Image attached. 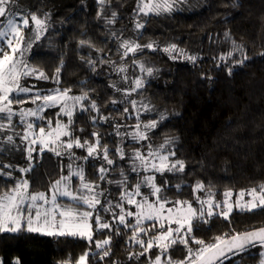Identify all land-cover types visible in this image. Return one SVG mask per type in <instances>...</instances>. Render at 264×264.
Masks as SVG:
<instances>
[{"label": "trees", "instance_id": "1", "mask_svg": "<svg viewBox=\"0 0 264 264\" xmlns=\"http://www.w3.org/2000/svg\"><path fill=\"white\" fill-rule=\"evenodd\" d=\"M163 2L105 0L101 5L96 0H17L30 13L48 17L45 34L32 47L30 65L49 79L61 68L59 89L88 95V100L82 103L86 110L77 111L71 126L73 136L82 142L100 141V155L95 159L89 157L85 161L87 152L74 148L81 158L77 161L83 164L85 180L99 184V168L106 167L111 171L101 182L112 184V192L119 196L123 189L117 182L125 179V187L133 191L138 179L150 173L130 175L128 160L120 159L117 147L123 151L131 147L144 153L149 144L158 148L170 139L173 143L169 150L175 151L172 159L184 161L185 170L155 174L156 183L168 200H187L194 205L192 189L197 182L205 185L197 194L206 198L211 191L216 202L223 201L225 192L237 196L242 190H259L264 185V0H186L176 6L177 10L159 15L155 11L139 12L144 5ZM113 13L115 22L109 24L107 20L113 18ZM137 24L142 27L137 28ZM125 40L138 44L139 50L123 57L120 49ZM149 44L153 45L151 49L147 47ZM172 45L183 50L185 57L195 56V62L191 64L166 53L164 49ZM228 53H232L234 62L245 56L247 60L243 65H231V59L221 60ZM93 58L98 61L90 66ZM119 68H126L127 76H122L125 74L118 72ZM148 68L152 69L151 75L146 72ZM139 73L143 86L136 89ZM132 101L136 102L135 107ZM92 102L98 110L91 109ZM53 112L46 115L52 121ZM138 116L141 124L155 119L157 127L148 132L149 139L130 143L132 139L124 140L125 133L136 130ZM229 122L232 128L226 130L225 124ZM93 133H98V137ZM105 147L114 161L111 166H106L103 159ZM33 157L32 171L25 175L30 181L29 191L46 192L62 176L65 161L49 151L42 155L34 152ZM2 161L10 162L3 158ZM15 163L29 166L28 160L19 159ZM14 183L0 177V195ZM130 207L134 208L132 212L136 211L134 206ZM205 219L206 223L193 220L194 231L186 237L188 247L179 242L171 245L162 256L164 264L169 259L172 264H188L189 248L200 247L192 243L193 236L214 243L216 237L224 234L264 227V208L234 209L228 220L218 214ZM128 223L135 224V219L129 218ZM152 224L144 221L145 227ZM159 231L157 225L148 236L141 234V239L147 242L149 236ZM131 236V228L118 223H114L111 231L97 232L95 222L91 243L77 236L48 237L25 231L0 233V259L2 264H16L17 260L20 264H77L79 256L87 252V264H150V259L154 264L160 248L154 246L140 256L143 249L135 242L130 243ZM108 237L111 243L105 250L110 254L101 259L102 251L97 250L96 242ZM259 252L258 246L248 247L239 256L225 259L223 264H259Z\"/></svg>", "mask_w": 264, "mask_h": 264}, {"label": "snow or ice", "instance_id": "2", "mask_svg": "<svg viewBox=\"0 0 264 264\" xmlns=\"http://www.w3.org/2000/svg\"><path fill=\"white\" fill-rule=\"evenodd\" d=\"M186 0H164L163 3H155L152 5H144L139 8L140 12L155 11L157 15L161 12H170L175 9L178 4L185 3ZM17 0H0V114H6L7 127L13 128L12 120L14 116L19 117L20 123L24 126L23 135L15 133L7 136V142L12 144L15 136L19 135V139L26 144L25 151L27 152V159L29 166L26 168H16L13 171H19L22 174H27L32 171V162L34 160L33 153L37 152L43 154L45 151L54 153L57 157L67 155L70 163L67 165L68 175L61 176L50 186L51 196L45 192L31 193L30 181L27 178L18 179L14 185L0 195V233H19L26 231L28 233H36L41 236L48 237H64V236H78L82 239H87L90 243L93 240V225L90 223L95 214V231L99 232L104 229L112 230V225L105 222L99 213V208H103L104 213H110L113 217V222L124 228H131L132 236L130 243L135 242L143 251L139 253L143 256L148 253L154 246L160 248V254L155 257L154 264H164L162 256L169 250L171 245L177 242L182 243L188 247L189 234L193 233V220L200 219L207 222V218H211L219 214L223 219L228 220L232 211L238 209L240 211H252L256 208H264V185L258 189H251L247 193L243 190L233 204L231 197L232 192L224 193V200L222 203L214 201V194L209 191L207 197L202 199L197 193L204 190L205 185L202 182H197L192 189L195 195L196 202L199 204V209L193 207L187 200L170 201L163 195V189L156 183L155 173L163 175L165 172H184L185 163L182 160L172 158L175 156V151L169 150L172 145V140H165V142L158 148L148 145L146 155L139 149L135 150L130 157L131 171L136 173L139 177L141 172L152 173L144 175L135 185L133 191H128L125 187V181H118V186L121 191L120 202H107L104 207L101 204V197L104 195L103 191H97L99 185L86 182L84 177V169L80 166L74 167L76 160L81 159L77 157L72 151L74 148H83L87 152V156L83 157L86 161L89 157L98 158V149L101 147L99 139L95 144L89 143L88 140L81 141V138L74 137L71 126L73 124L74 109L80 106L81 112L85 107L82 102L88 100V95L85 92L80 96H70V89H54L49 93L41 94L35 85L27 86L22 83L25 77H35L37 80H48L49 77L43 71H38L29 66L28 62L23 58V53L27 48L33 47V41H39L41 36L47 30L48 17L39 18L36 14H25L22 11H16ZM103 5L105 0H99ZM239 6V5H236ZM147 14V12H145ZM30 15L31 24L35 26L33 39H29L25 34V29L30 27L28 16ZM101 14H98V16ZM115 22V13L113 18L107 20L111 24ZM142 25L137 24V28ZM228 33H225L227 36ZM115 38V34H114ZM83 43V41H82ZM121 47L124 49V56L128 53H135L140 46L133 42L125 40ZM149 49L153 45H147ZM166 52L179 51L175 45L171 48L164 49ZM232 53H228L231 58ZM186 59L195 62V56H187ZM224 57H221L223 60ZM247 60V56L243 59L235 61L234 64L243 65ZM89 65L93 66L94 62L89 61ZM143 67V66H141ZM118 72H123L125 69L119 68ZM148 75L152 74V69H146ZM55 83H60L61 68L56 69ZM229 75H232V68L228 69ZM143 86L141 79L135 80V87L139 89ZM119 91V89H117ZM23 94V95H22ZM32 94V95H29ZM16 97H20L17 99ZM36 105L35 108H21L19 112H14L13 104H24L28 100ZM40 103H37V102ZM114 103L116 101H113ZM135 101H132L135 107ZM58 107L59 111L55 113L57 119L53 127V121L47 119L44 113L47 109ZM92 110H98L95 102L91 103ZM147 110V106H144ZM128 110L125 109V112ZM60 117H67V122H63ZM35 118L47 122V126L35 125L31 119ZM4 119V116H0ZM108 119L107 117L103 118ZM161 119H164L161 116ZM136 131L131 135V139L139 143L149 139L148 132L157 127V121L153 119L151 122L141 124L139 116ZM96 118L93 117L95 123ZM119 125H117V134H119ZM38 128V132L34 129ZM232 128L231 122L225 124V129ZM5 130V125L0 124V131ZM98 137V133H93ZM62 137H69L63 140ZM0 139H3L0 137ZM37 146L38 149H37ZM116 154L120 159L125 158L123 148L117 147ZM103 159L109 166L113 165V159L109 158V150L107 147L103 151ZM4 169H11L12 166L5 164ZM108 169L100 167L99 179L101 181L106 179V172ZM123 175V172H122ZM0 177L12 179V171L7 173L0 172ZM73 177H79L81 187L74 190L72 186ZM167 183V182H166ZM147 187L149 193L146 195L141 192V187ZM245 195L251 197L245 200ZM58 197L66 198L61 201ZM140 197V199H137ZM153 197L154 199H150ZM134 206L135 212L128 211L124 204ZM167 205H172L167 207ZM99 206V207H98ZM119 208V213L114 211ZM219 210V213L216 210ZM127 218H134L135 224H129ZM144 221H152L150 228L144 226ZM159 226L160 231L154 235L149 236L147 242L141 239V234L148 236L150 231H155L156 226ZM175 225V227H172ZM119 234V228H117ZM164 243L161 244L160 242ZM111 237L103 241L96 242L98 251H102L101 259L109 256V251L105 250L106 246L110 245ZM192 243L200 245L198 249L189 248L188 257L186 258L188 264H223L225 259L239 256L245 252L248 247H259L262 249L258 253L259 264H264V228L253 229L243 233L224 234L215 238L214 243H205L201 239L192 237ZM146 244V246H145ZM89 253L82 254L77 264H87ZM131 259V257H130ZM16 264H20L17 260ZM150 264H153L150 259ZM167 264H172L171 260Z\"/></svg>", "mask_w": 264, "mask_h": 264}, {"label": "rangeland", "instance_id": "3", "mask_svg": "<svg viewBox=\"0 0 264 264\" xmlns=\"http://www.w3.org/2000/svg\"><path fill=\"white\" fill-rule=\"evenodd\" d=\"M96 2L97 3H99V0H96ZM175 9L177 10V8L175 7ZM15 10L16 11H22V12H24L25 14H28V13H30L29 11H27V9L24 7V6H21L20 4H17L16 3V6H15ZM140 12V11H139ZM145 12H147V14H149V12H151V11H148V9H145ZM145 12H143V13H141L140 12V14H145ZM37 15V14H36ZM38 16V15H37ZM39 18H41V19H43L44 17H42V16H38ZM28 18H29V21H30V27L28 28V29H25V34H26V36L29 38V39H33V36H34V28H35V26L34 25H32L31 24V18H30V15L28 16ZM4 18H0V20H3ZM136 22H138V21H136ZM135 22V23H136ZM134 26L136 27V24H134ZM45 34V32L42 34V36H41V38L43 37V35ZM36 42H38V41H33V46H34V44H36ZM230 46H231V43H230ZM171 48V47H170ZM31 50H32V47L31 48H27L25 51H24V53H23V58L25 59V61H27L28 62V64H29V66L30 67H32V68H34L32 65H30V63H29V57H30V54H31ZM122 52H124L123 51V49H122V47H121V49H120ZM166 53H168L169 55H174V57L176 58V57H179L180 59H182V60H186L187 62H189V63H193V61L192 60H189V59H186V57H185V55H187L183 50H179V51H173V52H166ZM185 54V55H184ZM225 56V55H224ZM123 57H125V56H123ZM232 57V56H231ZM225 59H227V60H229V59H231L230 61H229V64H234L233 62V59L232 58H229L228 56H225L224 57ZM91 61H93L94 62V64L98 61L97 59H95V58H93V60H91ZM124 62V59H121L120 60V63H123ZM127 67H128V65H127ZM123 69H125V71H123V72H121L122 74H125V75H122V76H127L126 75V73L128 72L127 70H126V68H123ZM138 76L140 77V79L142 78V74L141 73H139L138 74ZM56 77V76H55ZM128 80V79H127ZM126 80V81H127ZM22 83H24L25 85H27V86H31V85H35V87H36V89H39L40 90V92H41V94H46V93H49V92H51L52 90H54V89H57V88H59L58 87V84L57 83H55V81H54V79L52 78V79H48V80H37L35 77H25V78H23L22 79ZM23 95V94H22ZM29 95H32V94H29ZM69 95L70 96H80V95H82V94H76V93H72V92H70L69 93ZM17 99H19L20 97H16ZM37 103H40L39 101L37 102ZM82 103H84V101L82 102ZM36 107V105H34V104H32L31 103V100L29 99L26 103H24V104H13L12 105V108H13V111L14 112H19V110L21 109V108H35ZM55 109V110H54ZM52 110H54V112L52 111ZM59 110V108L58 107H54V108H50V109H47L44 113H42L41 115H44L45 117H46V115H47V113L49 112V113H51V112H53L52 114H53V116H52V118L54 119V121H53V127H54V125H55V121H56V119H57V117H56V115H55V113H57V111ZM80 110V106H77L75 109H74V115L77 113V111H79ZM73 115V116H74ZM0 116H4V119H0V124H4L5 125V130H2V131H0V137H2L3 139H0V172H7V171H12V179H10V180H13L14 182H16V180H18V179H24L25 178V174H22V173H20L19 171H13V169H16V168H26V166H23V167H21L20 165L18 166V165H16V163L15 162H17V160H28L27 159V152L25 151V148H26V144H25V142H23V141H21L20 139H19V135H23V132H24V126L20 123V121H19V117L18 116H14L13 117V120H12V125L14 126L13 128H11V129H9L8 127H7V119H6V114H0ZM28 119H31L32 121H33V123L35 124V125H44V126H47V122H46V120L45 121H41V120H39V119H35V118H28ZM47 119H50V120H52L51 119V117L49 116V117H47ZM60 119L64 122V120L65 121H67V117H60ZM66 123V122H65ZM35 131H37L38 132V128H35L34 129ZM136 130H128L126 133H125V139L124 140H127V139H131V135L135 132ZM15 133H18L19 135H17V136H15V139H14V142L12 143V144H9L8 142H7V136H9V135H14ZM62 139L63 140H67V139H69V137H62ZM145 141V140H144ZM128 142H130V143H135V141H133V140H129ZM82 150H85V149H83V148H81ZM74 153H75V155L77 156V157H79L78 156V151L76 150V149H73L72 150ZM86 151V150H85ZM147 151H148V149H145L144 150V154L146 155V153H147ZM133 152H134V150L130 147V148H128L127 150H124V153H125V158L123 159V161H125V160H128L127 161V163H128V165H129V170L131 171V159H130V157L132 156V154H133ZM143 153V152H142ZM1 155H4L5 157H7V158H5V157H3L2 156V158H3V160H7L8 159V161H10V162H3L2 161V158H1ZM62 160H64L65 161V168H64V172H63V174H62V176H67L68 175V169H67V165L70 163V160H69V158L67 157V155H65V156H62V157H60ZM104 162H106L105 160H104ZM5 164H9V165H11L12 166V168L11 169H6V170H1V168H3L2 166L3 165H5ZM105 164V163H104ZM80 166V167H82L83 168V164H82V162H78L77 160H76V162H75V164H74V167H76V166ZM106 166L108 165L107 164V162H106V164H105ZM106 168V167H105ZM100 169V168H99ZM107 169V168H106ZM109 171H111V169H109L107 172H109ZM107 172H106V178H107ZM130 173V175H135L134 174V172H129ZM150 174H152V173H150ZM150 174H147V175H150ZM155 174H159V173H155ZM142 177H140L139 179H138V181L136 182V183H138L139 182V180L141 179ZM60 179V178H59ZM86 182H89V181H87V180H85ZM92 184H95V183H92ZM95 185H99L100 187H99V189H97V191H100V190H102L103 191V193H104V195L101 197V204L104 206V207H106L107 206V202L110 200V201H112V202H114V203H117V202H120V200H121V196L119 195L118 196V193L117 192H112V184H109L107 181H105V182H101V181H99V184H95ZM72 186H73V189L74 190H76V189H79L82 185H81V181H80V179H79V177H73V179H72ZM50 189V188H49ZM113 189H115V190H119L117 187H114ZM132 190V189H131ZM141 192L142 193H144V194H148L149 193V189L147 188V187H141ZM240 193V192H239ZM245 193H247V192H245ZM45 194L46 195H48L49 197L51 196V193H50V191L48 190V191H46L45 192ZM196 195H198V194H196ZM239 195V194H238ZM238 195L237 196H232L231 197V200H232V202H233V204L235 203V200H236V198L238 197ZM202 199H204V197H201ZM58 199L59 200H61V201H65L66 202V198H63V197H58ZM137 199H140V197H137ZM150 199H154L153 197H150ZM244 199L245 200H249V199H251V197H249V196H247V195H245V197H244ZM224 200V199H223ZM215 201V200H214ZM216 202V201H215ZM223 202V201H222ZM222 202H217V203H222ZM195 206V208H197V209H199V204L196 202V198H195V200H194V205H193V207ZM99 207V206H98ZM124 207L128 210V211H133L134 210V208H131L129 205L128 206H126L125 204H124ZM171 207V206H170ZM235 209V208H234ZM114 211L116 212V213H119V208H115L114 209ZM216 212L217 213H219V210L217 209L216 210ZM99 213H100V215L103 217V219H104V221L105 222H108V223H110L112 226L114 225V223L115 222H113V217H112V215L110 214V213H104L103 212V208L102 207H100L99 208ZM219 215V214H218ZM128 220H129V218H127ZM93 222H95V214H94V216H93V218H92V220L90 221V223H92V225H93ZM172 227H175V225H172ZM95 228H96V225H95ZM26 232V231H25ZM34 234H36V233H34ZM70 237H74V236H70ZM76 237V236H75ZM78 237V236H77ZM87 240V239H86ZM161 243H163V241H161ZM260 251H262V249H260ZM84 254V253H83ZM80 257V256H79ZM79 259V258H78ZM0 264H2V260L0 259Z\"/></svg>", "mask_w": 264, "mask_h": 264}, {"label": "water", "instance_id": "4", "mask_svg": "<svg viewBox=\"0 0 264 264\" xmlns=\"http://www.w3.org/2000/svg\"><path fill=\"white\" fill-rule=\"evenodd\" d=\"M262 228H264V227H262ZM259 229V228H258Z\"/></svg>", "mask_w": 264, "mask_h": 264}]
</instances>
